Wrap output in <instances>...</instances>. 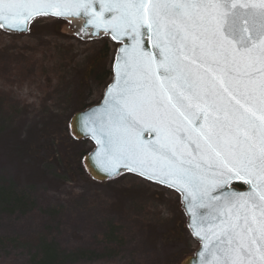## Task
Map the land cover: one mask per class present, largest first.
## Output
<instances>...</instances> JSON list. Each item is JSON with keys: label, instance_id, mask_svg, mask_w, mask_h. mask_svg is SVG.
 Wrapping results in <instances>:
<instances>
[{"label": "snow or ice", "instance_id": "6c2138e0", "mask_svg": "<svg viewBox=\"0 0 264 264\" xmlns=\"http://www.w3.org/2000/svg\"><path fill=\"white\" fill-rule=\"evenodd\" d=\"M40 16L124 43L107 102L76 118L99 168L179 192L200 264H264V0H0L9 34Z\"/></svg>", "mask_w": 264, "mask_h": 264}, {"label": "rangeland", "instance_id": "374dc122", "mask_svg": "<svg viewBox=\"0 0 264 264\" xmlns=\"http://www.w3.org/2000/svg\"><path fill=\"white\" fill-rule=\"evenodd\" d=\"M59 21L37 18L26 35L0 30V186L29 203L0 211V264H38L46 246L57 264H181L200 244L177 192L133 174L97 183L61 163L93 149L65 142L61 125L101 102L105 84L87 67L106 43L110 66L117 46L79 40Z\"/></svg>", "mask_w": 264, "mask_h": 264}, {"label": "water", "instance_id": "95a60500", "mask_svg": "<svg viewBox=\"0 0 264 264\" xmlns=\"http://www.w3.org/2000/svg\"><path fill=\"white\" fill-rule=\"evenodd\" d=\"M236 2H237V4H249L250 5L252 3H259V0H236ZM40 17H49V18H52V19H55V20H64V21L68 22L69 23V29L72 31L73 35L76 38H78L79 40H83V41H90L91 40L92 41V40H96V39H99V38L105 36V37H108L111 40V42L117 46V49H116V52H115V56H114V60H113V64H112V74H113L112 75V80L109 83V85L106 87L105 92H104V96H103L101 102L98 105L88 107V108H86L83 111L75 113L72 116V118L70 119L68 128H69L70 136H71L72 139H74L75 141H89L93 145V149L90 152H88L86 155H84L83 158H82L83 169H84L85 173L89 176V178H91L93 181H95L97 183H105V182H110L112 180H115L116 178H118V177H120L121 175H124V174L137 175L136 173L129 172V171H127L124 168H120L118 170L119 171V175H109V174L105 173L104 171H102L99 168V166L97 165V163H96V155H95L97 152L100 151V147L101 146L99 144H97L96 140L93 139L91 134L84 128L83 122L76 119L79 114H82V113H84L86 111L102 108L105 105V103L107 102L109 86H114L115 83H116V79H117V68H116V65H117V59L121 55V53L118 51V49L119 48H123L124 47V43H119L118 44L116 41L111 39L110 35H107V34H105L103 32H101L99 35H93L92 34L93 30L91 28L87 29L88 35L85 36L84 33L81 32V28L85 24V20L83 18L69 17V18L65 19V18L54 17V16H40ZM40 17H37V18H40ZM37 18H35V19H37ZM34 20L29 22V24H28V32H29L30 24ZM0 30H2L3 32L7 33L6 30L3 29V28H0ZM11 34L26 35V34H20V33H11ZM137 176H139V175H137ZM139 177H141V178H143V179H145L147 181H150L152 183H155V184L161 185L163 187H166L163 184H159V183H156L154 181L148 180V179H146V178H144L142 176H139ZM235 186L236 185H233V187H235ZM247 187H248L247 185H243V188L246 189ZM166 188L177 192L175 189H172V188H169V187H166ZM177 193L180 195L182 210L184 211V214H185V216L187 218V227H188L190 233L192 234V236L194 237V239H196L199 242V244H200V246L197 249V251L193 255L186 257L181 262V264H200L201 257L198 254L203 251V243L204 242L199 237L196 236L194 228L190 224V221H191L192 217L186 211L187 202L185 201L184 197L179 192H177ZM197 211H198V213H205L206 212V210H204V209H198Z\"/></svg>", "mask_w": 264, "mask_h": 264}, {"label": "trees", "instance_id": "16d2710c", "mask_svg": "<svg viewBox=\"0 0 264 264\" xmlns=\"http://www.w3.org/2000/svg\"><path fill=\"white\" fill-rule=\"evenodd\" d=\"M61 24L65 23L66 21L60 20ZM111 47L108 43H106L101 51L91 60L89 67H87L86 71V78L87 79H93L95 82H99L101 84H105V88L109 85V83L112 80V64L110 66L107 65V60L109 57ZM89 106L85 105L80 107L76 110V112H80L88 108ZM61 125V138L66 140L67 143L76 144L77 142L71 138L69 128L67 125ZM64 136V137H62ZM45 137V136H43ZM42 137V138H43ZM89 141L81 142V143H88ZM64 146V144H63ZM34 148V145L29 146L28 151H32ZM41 148V147H39ZM37 148L38 151L40 149ZM48 149H51L49 146L46 147ZM26 150V147L25 149ZM53 151V149H51ZM88 152L81 151L75 155L69 153H65L68 157L62 159L61 163L64 164L69 160L71 168L74 170L76 175H86L83 166H82V158L85 154ZM243 188V186H242ZM22 196V195H21ZM16 194L15 190L12 187H4L0 186V211L2 210H11L16 211L17 209H25L28 206V200L27 198H23ZM59 259V255L52 250L49 246L45 247L44 255L38 264H57V261Z\"/></svg>", "mask_w": 264, "mask_h": 264}]
</instances>
